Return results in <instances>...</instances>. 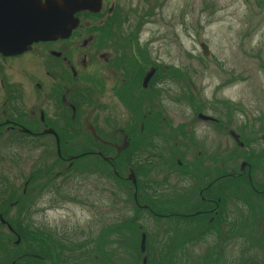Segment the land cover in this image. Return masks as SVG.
Masks as SVG:
<instances>
[{
	"label": "flooded vegetation",
	"instance_id": "1",
	"mask_svg": "<svg viewBox=\"0 0 264 264\" xmlns=\"http://www.w3.org/2000/svg\"><path fill=\"white\" fill-rule=\"evenodd\" d=\"M81 3L85 7L74 12L78 22L67 37L34 41L20 53L0 52V133L34 140L51 136L63 168L56 173L93 157L91 162L104 161L117 179L129 182L141 221L140 255L133 258L138 264H264V128L252 133L257 137L243 135L240 128L233 133L228 116L202 111L174 122L161 109L164 97L183 98L190 108L203 105L194 90L175 96L165 88L166 79L179 82L180 69L152 58L132 29L122 30L124 23L129 24L128 17L116 0ZM196 126L211 127L220 138L229 136L236 145L232 153L222 139L216 143L221 149L216 156L212 142L196 134ZM134 136L142 140H133ZM159 137L175 139L166 160L158 157L160 162L166 163L167 171L179 173L177 178L189 179L188 186L172 192L174 197L154 192L161 180L151 176L152 165L161 154L157 155L158 144L148 142ZM138 148L146 153L141 159ZM230 156L241 158L240 163L229 168ZM123 168L133 169L136 185ZM147 216L154 217L162 231L175 232L174 239L150 243ZM109 242L111 247L101 246L95 236L88 245L44 240L45 252L20 255L48 264H72L68 259L77 262V258L67 257L70 248L79 254L76 264H123L120 259L126 257L115 254L121 253L122 245L118 248L115 239ZM171 242H176L173 256L165 254ZM230 248L256 250L230 255ZM62 252L66 262L52 261L54 253Z\"/></svg>",
	"mask_w": 264,
	"mask_h": 264
},
{
	"label": "rangeland",
	"instance_id": "2",
	"mask_svg": "<svg viewBox=\"0 0 264 264\" xmlns=\"http://www.w3.org/2000/svg\"><path fill=\"white\" fill-rule=\"evenodd\" d=\"M116 2L120 11L128 16L129 24L124 23L122 30L134 29L152 58L180 69L179 82L166 79L165 88L175 96L194 90L196 100L203 102L201 107L190 108L183 98L164 97L161 109H166L174 122L190 119L193 111H202L229 117L233 133L240 128L243 135L257 137L252 133L264 128V0ZM145 11L147 17L135 24L140 16L146 15ZM249 121L252 122L249 124ZM195 131L212 142L211 150L216 156L221 153L216 144L220 140L225 139L229 153L236 146L229 136L220 138L211 127L196 126ZM12 134L0 133V264H11L13 260L15 264H48L29 256L21 258L20 253L45 252L44 240L70 246L84 244L82 242L88 245V240H93L94 236L101 246L111 247L109 241L115 239L117 247H123L121 253L115 252L116 257H126L120 262L138 264L133 258L140 255L138 224L141 221L132 200L131 184L108 175V166L94 164L93 157H85L66 171L56 173L63 168L51 136L34 140L22 134L13 141ZM118 139L120 137L116 136L115 141ZM139 139L142 140V136L133 137V140ZM174 142V138L167 137L148 142L158 144L157 155L161 154L154 158L151 176L161 180L154 192L164 196L173 195L180 186L189 184L188 178H177L179 173L167 171L166 163L160 162L159 158L166 160L167 152L171 153ZM138 149L136 155L141 159L146 153ZM229 158V168L241 160ZM123 171L128 173L126 168ZM147 217L150 243L174 239L175 232L162 231L154 217ZM7 225L15 234L10 233ZM175 245L176 242H171L165 254L173 256ZM255 250L230 248L229 254H250ZM67 255L79 261L77 250L69 248ZM65 257L63 252L54 253L52 261L66 262ZM68 260V263H77L73 258Z\"/></svg>",
	"mask_w": 264,
	"mask_h": 264
},
{
	"label": "water",
	"instance_id": "3",
	"mask_svg": "<svg viewBox=\"0 0 264 264\" xmlns=\"http://www.w3.org/2000/svg\"><path fill=\"white\" fill-rule=\"evenodd\" d=\"M83 8L80 0H0V52L15 54L34 41L67 37L78 22L73 13ZM203 49L207 53L204 45ZM56 145L60 153L57 136ZM127 145L128 142L120 148ZM127 179L136 184L131 168Z\"/></svg>",
	"mask_w": 264,
	"mask_h": 264
},
{
	"label": "trees",
	"instance_id": "4",
	"mask_svg": "<svg viewBox=\"0 0 264 264\" xmlns=\"http://www.w3.org/2000/svg\"><path fill=\"white\" fill-rule=\"evenodd\" d=\"M145 14L148 15V13H147L146 11H145ZM137 22H138V24H140V23L143 22V20H142V19H139ZM181 77H182V75H181ZM58 159H59V158H58ZM100 164H101V165H106L105 162L102 161V160H100ZM106 166H107V165H106ZM108 175H110V176L116 178L115 175H114V173H113L111 170H110V171L108 170ZM116 179H117V178H116ZM3 217H4V219H7V218L5 217V215H4V213H3ZM11 224H12V223H11ZM12 225H13V224H12ZM18 233L20 234V236H22V232H21V231H19ZM28 252H29V251H27L26 253H28ZM27 256H28V255H27ZM24 257H25V256H21V258H24Z\"/></svg>",
	"mask_w": 264,
	"mask_h": 264
},
{
	"label": "bare ground",
	"instance_id": "5",
	"mask_svg": "<svg viewBox=\"0 0 264 264\" xmlns=\"http://www.w3.org/2000/svg\"><path fill=\"white\" fill-rule=\"evenodd\" d=\"M141 19H142V18H141ZM138 20H139V19H138ZM138 20H136V23H135V24H137V25H138V22H137ZM142 20H143V19H142ZM135 24H134V25H135ZM132 30L134 31V29H132ZM241 142H242V141L240 140L239 143L241 144Z\"/></svg>",
	"mask_w": 264,
	"mask_h": 264
}]
</instances>
